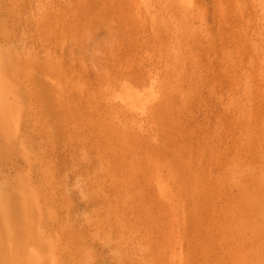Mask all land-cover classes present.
<instances>
[{"label":"rangeland","instance_id":"1","mask_svg":"<svg viewBox=\"0 0 264 264\" xmlns=\"http://www.w3.org/2000/svg\"><path fill=\"white\" fill-rule=\"evenodd\" d=\"M167 1L0 0V242L167 264L186 236L188 264H262L264 0H198L183 33Z\"/></svg>","mask_w":264,"mask_h":264},{"label":"bare ground","instance_id":"2","mask_svg":"<svg viewBox=\"0 0 264 264\" xmlns=\"http://www.w3.org/2000/svg\"><path fill=\"white\" fill-rule=\"evenodd\" d=\"M133 1V0H132ZM142 1V0H141ZM165 1V0H164ZM167 1V0H166ZM171 1V0H170ZM221 1H224V0H221ZM232 1V0H231ZM236 1V0H235ZM238 1V0H237ZM134 2H137V1H134ZM150 2V1H149ZM168 2V1H167ZM172 2V5H174V6H177V7H184V9L186 10V12H187V14L185 15V20H182L180 23H181V25H180V27H181V30H182V33L185 31V30H187L186 28L189 26V24H191V26H195L196 25V23H197V26H200V22H198L197 20L195 21V19H194V17H196L195 15H196V7H197V5H198V0H172L171 1ZM171 2H170V4H171ZM200 2V1H199ZM137 3H139V2H137ZM136 3V4H137ZM145 3H146V1H145ZM225 2H223V4H224ZM136 4H134L135 6H136ZM140 4H141V6L144 4H142L141 2H140ZM229 4H230V2H229ZM167 5V4H166ZM241 5V4H240ZM133 6V5H132ZM140 6V5H139ZM147 6V5H146ZM145 6V7H146ZM169 6V5H168ZM143 8H144V6H142ZM170 7V6H169ZM208 7V6H207ZM231 7V6H230ZM249 7V6H248ZM141 8V7H140ZM226 8V7H225ZM138 9H139V7H138ZM172 9H174L173 11H175V8H173L172 7ZM171 9V10H172ZM221 9V8H220ZM250 9V8H249ZM141 10V9H140ZM137 11H139V10H137ZM237 11V10H236ZM150 12V11H149ZM172 12V11H171ZM176 12V11H175ZM206 13V12H205ZM226 13V12H225ZM156 14V13H155ZM177 14V13H176ZM228 14V13H227ZM226 15V14H225ZM173 16V15H172ZM220 16V15H219ZM236 16V15H235ZM240 16V15H239ZM246 16V15H245ZM232 17V16H231ZM254 17V16H253ZM173 18V17H172ZM200 18V17H199ZM225 18V17H224ZM228 18V17H227ZM235 18V17H234ZM176 20V19H175ZM229 20V19H228ZM230 20H232V19H230ZM236 20V19H235ZM239 20V19H238ZM210 21V20H209ZM240 21V20H239ZM138 22V21H137ZM174 22V21H173ZM200 23V24H199ZM223 23V22H222ZM243 23V22H242ZM233 24V23H232ZM254 24V23H253ZM252 24V25H253ZM177 25H178V23H177ZM228 26V25H227ZM242 26V25H241ZM244 26H245V24H244ZM246 26L248 27V25L246 24ZM213 27V26H212ZM226 27V26H225ZM190 28V26L188 27V29ZM224 28V27H223ZM230 28V27H229ZM239 28H240V26H239ZM191 29V28H190ZM189 29V30H190ZM159 30V29H158ZM225 30V29H224ZM248 30V29H247ZM181 33V34H182ZM245 33V32H244ZM180 34V35H181ZM186 34H188V32L186 33ZM224 34V33H223ZM184 35V34H183ZM185 36V35H184ZM184 36H183V38H184ZM188 36V35H187ZM150 37V36H149ZM181 37H182V35H181ZM236 37V36H235ZM183 40L184 39H182V42H183ZM189 40V39H188ZM227 40V39H226ZM238 41V40H237ZM181 42V43H182ZM181 47V46H180ZM182 48V47H181ZM77 51V50H76ZM227 53V52H226ZM185 54V53H184ZM183 55V54H182ZM184 56V55H183ZM229 57V56H228ZM174 59V58H173ZM181 61V60H180ZM185 61V60H184ZM229 61V60H228ZM236 63V62H235ZM234 66V65H233ZM242 66V65H241ZM256 67V66H255ZM187 68V67H186ZM236 70V69H235ZM236 74V73H235ZM156 91V90H155ZM156 96V95H155ZM144 103V102H143ZM264 105V104H263ZM142 108H144V107H142ZM156 111V110H155ZM143 113V112H142ZM263 113V112H262ZM254 130V129H253ZM262 138V137H261ZM260 146V145H259ZM264 155V154H263ZM261 157V156H260ZM264 157V156H263ZM254 158H255V156H254ZM256 161V160H255ZM113 170V169H112ZM264 175V174H263ZM264 177V176H263ZM159 182L160 183H162V184H165L166 186H169V189H167L168 190V192L166 193L167 194V197L169 196L170 197V201L172 200V199H174L175 197H173V195H175V189H173L172 187L173 186H171V185H173L172 184V182L171 181H169L168 179H167V177L165 176V175H162L161 177H160V179L158 180V184H159ZM132 183V182H131ZM174 184H175V182H174ZM117 185V184H116ZM121 185L123 186V185H126V183L125 182H121ZM128 185V184H127ZM131 186V185H130ZM118 188V187H117ZM159 188H160V186H159ZM168 188V187H167ZM173 190H175V191H172V189ZM155 190V189H154ZM166 190V191H167ZM162 191V190H161ZM172 192H174V194L172 193ZM153 193V192H152ZM163 194V193H162ZM173 194V195H172ZM156 195V194H155ZM164 197V196H163ZM176 197H177V195H176ZM143 201V200H142ZM176 201V200H175ZM174 201V202H175ZM174 202H172L170 205H174ZM176 203V202H175ZM178 204V203H177ZM177 204H175V205H177ZM181 207V206H180ZM176 208V207H175ZM183 208H184V206H183ZM179 211V210H178ZM132 212V211H131ZM173 213H175V212H173ZM186 219H185V221H184V223H183V226L181 225V224H176V226H180V227H182V230H183V228H184V230H188V228L191 226V222H192V220L190 219H188V217H185ZM20 221V220H19ZM23 229V231H21L22 233L21 234H19V233H17L18 231H15V230H13L12 232H11V234H10V236L9 237H7L6 238V241L5 242H0V264H46L45 263V261H43V260H40V259H37L36 258V248H37V245L39 244L36 240H34V238L30 235L31 233V230L32 229H30L28 226H23V227H20V229ZM19 229V228H18ZM17 229V230H18ZM128 229V228H127ZM151 231V230H150ZM224 231V230H223ZM226 231V230H225ZM24 232V233H23ZM151 233V232H150ZM144 234V233H143ZM169 234V233H168ZM212 234V233H211ZM214 235V234H213ZM145 236V235H144ZM134 237V236H133ZM152 238V237H151ZM167 238V237H166ZM137 239V238H136ZM153 239V238H152ZM135 240V239H134ZM140 240V239H139ZM168 240V239H167ZM258 240V239H257ZM256 240V241H257ZM187 240H186V236H180L179 237V239L176 241V244H177V247L179 246V247H181L180 249H179V251L178 252H176V254H177V256H178V258H180V259H178V262H180V264H188V263H186L187 261V259L188 258H191V257H189L190 256V253L189 252H187V250H186V248H185V246H186V243H188L189 244V241L188 242H186ZM232 242V241H231ZM142 243V242H141ZM147 243V242H146ZM148 244V243H147ZM187 244V245H188ZM237 244V243H236ZM256 244H258V242H256ZM171 245V244H170ZM244 245V244H243ZM175 246V245H174ZM189 246V245H188ZM187 246V247H188ZM258 246H259V244H258ZM171 247H173V246H171ZM253 247H255V246H253ZM152 248V247H151ZM153 249V248H152ZM171 249V248H170ZM169 249V250H170ZM168 250V249H167ZM168 250V252H170ZM247 250V249H246ZM245 251V250H244ZM242 252V254H239L237 257H238V259L240 258L241 260L239 261V263L238 264H261V261L263 260H260V259H258L256 256H255V258L254 257H251L250 256V254H249V256H247V255H245L244 253L245 252ZM190 252H191V250H190ZM171 253V252H170ZM169 253V254H170ZM240 253H241V251H240ZM250 253H252V252H250ZM168 253H167V255H169ZM253 254V253H252ZM152 256H153V254H151ZM254 255V254H253ZM264 255V254H263ZM155 256V255H154ZM180 256V257H179ZM239 256H242V257H239ZM260 257V256H259ZM170 259H171V257H169ZM155 259V258H154ZM237 259V260H238ZM171 260H169V262L167 263V264H177L178 262H177V260L175 259V261H171ZM189 261H190V259H189ZM264 262V261H263ZM262 262V264H264ZM142 264V263H141ZM179 264V263H178Z\"/></svg>","mask_w":264,"mask_h":264}]
</instances>
